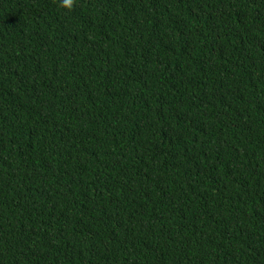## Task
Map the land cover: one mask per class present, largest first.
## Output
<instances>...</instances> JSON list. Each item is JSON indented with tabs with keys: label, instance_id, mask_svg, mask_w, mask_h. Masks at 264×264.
Returning a JSON list of instances; mask_svg holds the SVG:
<instances>
[{
	"label": "trees",
	"instance_id": "1",
	"mask_svg": "<svg viewBox=\"0 0 264 264\" xmlns=\"http://www.w3.org/2000/svg\"><path fill=\"white\" fill-rule=\"evenodd\" d=\"M0 0V264H264V0Z\"/></svg>",
	"mask_w": 264,
	"mask_h": 264
},
{
	"label": "clouds",
	"instance_id": "2",
	"mask_svg": "<svg viewBox=\"0 0 264 264\" xmlns=\"http://www.w3.org/2000/svg\"><path fill=\"white\" fill-rule=\"evenodd\" d=\"M76 4H77V0H60L59 7L71 11L76 6Z\"/></svg>",
	"mask_w": 264,
	"mask_h": 264
}]
</instances>
